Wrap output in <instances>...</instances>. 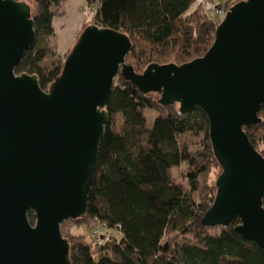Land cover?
<instances>
[{
  "label": "water",
  "instance_id": "95a60500",
  "mask_svg": "<svg viewBox=\"0 0 264 264\" xmlns=\"http://www.w3.org/2000/svg\"><path fill=\"white\" fill-rule=\"evenodd\" d=\"M34 43L29 5L0 0V264H71L60 227L85 214L117 75L159 93L161 105L206 115L221 173L201 223L238 218L235 231L264 248V157L243 130L261 122L264 107V0L230 6L202 57L152 63L140 74L125 63L129 37L91 24L44 91L36 76L15 73Z\"/></svg>",
  "mask_w": 264,
  "mask_h": 264
},
{
  "label": "trees",
  "instance_id": "16d2710c",
  "mask_svg": "<svg viewBox=\"0 0 264 264\" xmlns=\"http://www.w3.org/2000/svg\"><path fill=\"white\" fill-rule=\"evenodd\" d=\"M62 1L34 0L35 43L15 68L17 75L36 76L44 91L59 77L68 54L58 55L49 42L54 37L56 7ZM85 2L94 7V25L129 37L131 48L126 59L136 70L152 63L181 65L202 57L212 45L218 25L202 8H193L194 0ZM158 98L159 93H143L120 75L115 78L85 214L61 223V234L69 243V261L264 264V248L235 231L238 218L226 227L201 223L216 193L215 184L202 178L211 164L219 165L206 115L199 108L182 114L178 103L161 105ZM146 110L156 113L150 125ZM258 116L259 124L243 130L264 157V107ZM184 133H203V150L192 153L181 144L178 137ZM184 164L186 185L171 177V170ZM28 220L35 223L32 211L28 212ZM68 221L87 233H69L66 238L63 224ZM94 228L99 230L100 243L92 235Z\"/></svg>",
  "mask_w": 264,
  "mask_h": 264
},
{
  "label": "rangeland",
  "instance_id": "374dc122",
  "mask_svg": "<svg viewBox=\"0 0 264 264\" xmlns=\"http://www.w3.org/2000/svg\"><path fill=\"white\" fill-rule=\"evenodd\" d=\"M26 2L30 9H31V13L33 14L36 11V4L34 2V0H21ZM72 1V2H71ZM63 0L62 3L59 5V10L57 11V15H55V24L57 23H62L64 22L66 25L63 26L67 27L68 26V22L69 23H73L74 22V18H77L79 21L84 17V19L80 22L79 26L77 27L76 33H75V40L78 38L79 34L82 32V30L87 27L88 25L94 24L93 23V11H94V7L89 6L88 4H86L85 0ZM208 1V0H207ZM210 2H212L213 5L218 4L220 2H224L225 0H209ZM214 1V2H213ZM239 0H227L226 4L221 3L220 8H218L219 10H209L208 12L210 13H214L215 16H213V14L211 15L209 13V17H213V20L216 21L217 23L220 22L219 19L222 18V16L224 15V13H226V11L228 10V8H230V6H232L234 3L238 2ZM241 1V0H240ZM202 8L203 6L201 4H199L198 6H196L195 4V0L193 3V8ZM68 8H70V10H67ZM211 9V8H210ZM66 11V12H65ZM220 11V12H219ZM208 14V13H207ZM74 40V42H75ZM57 41V42H56ZM50 45L54 47L56 53L58 52V48L56 46V43H58V40L55 38H51L50 39ZM74 44V43H73ZM125 63L128 65H131L133 67V65L131 64L130 61H128L127 59L125 60ZM134 71L138 74L142 73L144 68H140L139 70H136L133 67ZM146 114H147V119H148V124L150 125L153 121V117L155 116V111L153 112L152 110H146ZM261 125V124H260ZM261 129L264 131V123L261 126ZM203 138V133L200 134H193V133H184L182 135H180L178 137V140L181 144L185 145L192 153H196V152H201L203 149V145H202V139ZM258 148L262 149V145H257ZM187 168L185 166V164L183 166H181L180 168L176 167L173 168L171 170V177L172 180L176 183H182L183 185H186V176H185V172H186ZM221 173V168L218 164H211L209 166V168L207 169V173L205 174V176L202 178V181H207L208 184H215L216 178L217 176ZM209 188V186H207ZM263 206H264V201H263ZM63 235L67 238L69 236V233H87L83 228H78V226L75 224L74 221H68L65 222L63 224Z\"/></svg>",
  "mask_w": 264,
  "mask_h": 264
},
{
  "label": "crops",
  "instance_id": "0c3cea01",
  "mask_svg": "<svg viewBox=\"0 0 264 264\" xmlns=\"http://www.w3.org/2000/svg\"><path fill=\"white\" fill-rule=\"evenodd\" d=\"M59 8H60L59 6L56 7L57 11L59 10ZM67 10H70V8H68ZM54 17L52 21L53 30H54L53 38L58 40V43H56V46L58 48L57 54L60 56H63L67 54L70 48L72 47L74 40L76 38L75 33L77 30V27L79 26L80 22L84 19V17L80 21L77 18H74V22L73 23L68 22V26L64 28L63 26H65L66 24L64 22L55 24Z\"/></svg>",
  "mask_w": 264,
  "mask_h": 264
},
{
  "label": "built area",
  "instance_id": "2783aa9c",
  "mask_svg": "<svg viewBox=\"0 0 264 264\" xmlns=\"http://www.w3.org/2000/svg\"><path fill=\"white\" fill-rule=\"evenodd\" d=\"M240 1V0H239ZM214 2V1H213ZM221 3L222 2H220V3H218V4H215V5H213L212 4V2H210L209 0L207 1V0H195V4H196V6H198L199 4H201L203 7H202V9L204 10V12L207 14V15H209V13L210 12H208L209 10H216V12H217V10H219L218 8H220V7H222L221 6ZM211 8V9H210ZM229 9V8H228ZM228 11V10H227ZM226 11V12H227ZM220 12V11H219ZM218 13V12H217ZM211 15L213 14V16H215L216 17V15H214V13H210ZM219 14V13H218ZM225 14L226 13H224V15L222 16V18L221 19H219L220 21L223 19V17L225 16ZM210 16V15H209ZM211 19H213V17L211 16L210 17ZM92 235H93V237H94V239H95V241H97L98 243H100V233H99V230H98V228H94L93 230H92Z\"/></svg>",
  "mask_w": 264,
  "mask_h": 264
}]
</instances>
